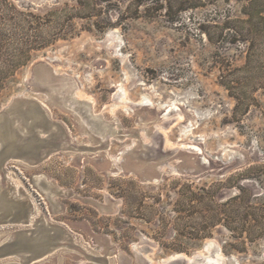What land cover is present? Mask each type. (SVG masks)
I'll use <instances>...</instances> for the list:
<instances>
[{
  "label": "rangeland",
  "instance_id": "rangeland-1",
  "mask_svg": "<svg viewBox=\"0 0 264 264\" xmlns=\"http://www.w3.org/2000/svg\"><path fill=\"white\" fill-rule=\"evenodd\" d=\"M1 71L0 110L40 101L59 147L0 177L58 241L31 264H264V0H0ZM186 184L219 195L190 208Z\"/></svg>",
  "mask_w": 264,
  "mask_h": 264
},
{
  "label": "water",
  "instance_id": "water-1",
  "mask_svg": "<svg viewBox=\"0 0 264 264\" xmlns=\"http://www.w3.org/2000/svg\"><path fill=\"white\" fill-rule=\"evenodd\" d=\"M53 76L56 77L54 73ZM44 106L36 99L16 96L0 110V177L6 170V164L11 160L24 157L27 164L35 165L59 149L53 137L44 138L37 134L36 128L45 129L50 126L44 117L46 112ZM25 129L28 131L27 135L24 134ZM12 192H16L14 182L9 181L4 185L0 181V221L12 227L11 234L15 237V241L0 245V257L16 254L23 263L39 262L56 249L58 241L47 239L46 229L41 224L38 225L35 234H28V229L18 228L28 225L32 220L29 213L26 215L19 208L33 213L36 209L32 203L15 199L11 196ZM16 208L18 210L14 211ZM53 229L59 233L61 228L54 226ZM21 250L27 251L28 255L19 254ZM180 257L177 255L173 259Z\"/></svg>",
  "mask_w": 264,
  "mask_h": 264
},
{
  "label": "trees",
  "instance_id": "trees-1",
  "mask_svg": "<svg viewBox=\"0 0 264 264\" xmlns=\"http://www.w3.org/2000/svg\"><path fill=\"white\" fill-rule=\"evenodd\" d=\"M15 75V71H10V72H0V89H5L7 88L9 83H13L15 81L14 76ZM10 88V87H8ZM244 176L243 174H240V177ZM186 192H182L180 193L182 195V198L185 199L187 201V203L189 204L190 208H195L197 205L203 204L205 202V200H213L215 197H217L218 194V189L215 190H206L204 187H201V192H197V191H193L191 189V185L190 184H186ZM219 188V186L217 187ZM249 194L251 195V193H243V195L241 194H235L233 196H231L229 198V204L232 205V203L234 202H238V201H244V203H248L247 202V197L249 196ZM247 195V196H246ZM229 205V206H230ZM234 206L237 207V205L233 204V206H231L229 208V214H227L226 216H229V219H227V223L229 222V229L231 231H233L234 229L232 228H238L242 230L244 228V223L242 222L243 218L245 216H247V214H243L240 212L239 209L234 208ZM197 211H191L189 215H193L195 214ZM228 218V217H226ZM219 220L217 219H213L211 221L212 225H215ZM188 233V232H187ZM186 233V234H187ZM176 234L178 237H186L187 239H199L203 236V234L200 233H191L189 232V235L187 236L185 233H181L180 231H176ZM162 248L164 250H171V251H175V252H188L189 249L186 247H183L181 245H176L173 247H168V246H162Z\"/></svg>",
  "mask_w": 264,
  "mask_h": 264
},
{
  "label": "bare ground",
  "instance_id": "bare-ground-1",
  "mask_svg": "<svg viewBox=\"0 0 264 264\" xmlns=\"http://www.w3.org/2000/svg\"><path fill=\"white\" fill-rule=\"evenodd\" d=\"M211 244H212V241H209L208 243H207V245H206V248L207 249H209L210 248V246H211ZM181 255H178V257H180ZM208 259V264H214V262H215V259H212V258H207Z\"/></svg>",
  "mask_w": 264,
  "mask_h": 264
}]
</instances>
